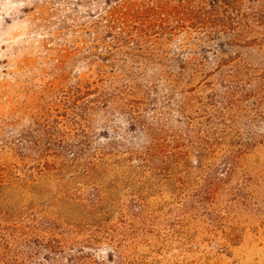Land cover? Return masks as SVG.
<instances>
[{"label":"rangeland","instance_id":"374dc122","mask_svg":"<svg viewBox=\"0 0 264 264\" xmlns=\"http://www.w3.org/2000/svg\"><path fill=\"white\" fill-rule=\"evenodd\" d=\"M0 264H264V0H0Z\"/></svg>","mask_w":264,"mask_h":264}]
</instances>
